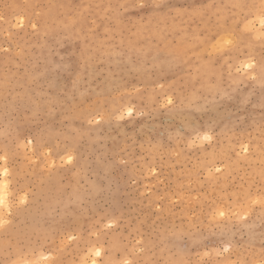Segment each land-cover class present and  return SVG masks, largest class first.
I'll list each match as a JSON object with an SVG mask.
<instances>
[{
    "label": "rangeland",
    "instance_id": "rangeland-1",
    "mask_svg": "<svg viewBox=\"0 0 264 264\" xmlns=\"http://www.w3.org/2000/svg\"><path fill=\"white\" fill-rule=\"evenodd\" d=\"M262 16L0 0V264H264Z\"/></svg>",
    "mask_w": 264,
    "mask_h": 264
},
{
    "label": "snow or ice",
    "instance_id": "snow-or-ice-1",
    "mask_svg": "<svg viewBox=\"0 0 264 264\" xmlns=\"http://www.w3.org/2000/svg\"><path fill=\"white\" fill-rule=\"evenodd\" d=\"M0 19H3V17H0ZM20 24L21 25L23 24V20L20 21ZM260 24H261L262 27H264V16L261 17ZM248 67H252V66L251 65H248ZM221 215H223V213H221ZM96 255L99 256L100 255V252L97 251L96 252ZM126 264H129V262H126Z\"/></svg>",
    "mask_w": 264,
    "mask_h": 264
}]
</instances>
